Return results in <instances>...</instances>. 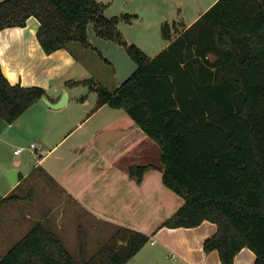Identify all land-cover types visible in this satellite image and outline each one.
I'll return each instance as SVG.
<instances>
[{
    "label": "trees",
    "instance_id": "trees-1",
    "mask_svg": "<svg viewBox=\"0 0 264 264\" xmlns=\"http://www.w3.org/2000/svg\"><path fill=\"white\" fill-rule=\"evenodd\" d=\"M101 0H1L0 29L24 26L30 16L41 22L38 38L47 53L71 41L97 50L89 25L105 39L125 46L140 64L122 86L110 90L90 78L71 80L98 92L95 108H124L162 148L164 183L185 203L160 227H193L205 220L217 231L204 242L218 250L222 264H235L249 247L255 264H264V0H217L189 27L164 21L169 45L155 56L130 43L119 29L138 14L106 16ZM47 91L12 84L0 59V115L15 122ZM151 164L130 173L138 181ZM20 198L0 194V203ZM123 246L75 258L55 230L39 222L0 256V264H125L152 237L121 226ZM104 251V252H103ZM107 252V253H106Z\"/></svg>",
    "mask_w": 264,
    "mask_h": 264
},
{
    "label": "crops",
    "instance_id": "crops-1",
    "mask_svg": "<svg viewBox=\"0 0 264 264\" xmlns=\"http://www.w3.org/2000/svg\"><path fill=\"white\" fill-rule=\"evenodd\" d=\"M199 1L198 13L183 22L185 29L217 0H206L205 5ZM40 25L32 15L24 26L0 29L2 70L12 84L44 87L52 103L67 94L60 107L41 98L13 123L0 115V149L12 140H33L29 150L35 164L25 173L20 171L17 185L35 173H44L95 222L151 234L125 264H222L218 250L204 249L205 240L218 229L215 222L160 227L185 203L163 181L160 144L124 108L108 104L95 108L98 92L89 85L67 83L92 78L114 90L119 86L115 66L79 41L47 53L38 38ZM137 164H151L141 181L130 173ZM255 260L256 253L246 246L236 255L235 264H255Z\"/></svg>",
    "mask_w": 264,
    "mask_h": 264
},
{
    "label": "rangeland",
    "instance_id": "rangeland-1",
    "mask_svg": "<svg viewBox=\"0 0 264 264\" xmlns=\"http://www.w3.org/2000/svg\"><path fill=\"white\" fill-rule=\"evenodd\" d=\"M203 0V4L205 5ZM107 4L105 14L108 17L125 12L138 14L132 22L123 21L119 29L130 42L141 47L149 56H155L167 47L161 31L164 21H190L199 11V0H104ZM185 23L179 24L177 36ZM175 36V37H176ZM32 139L12 140L0 149V194L16 193L20 198L0 203V256L5 255L29 230L39 222L56 230L62 237L70 253L81 259L80 241L84 237L85 258L123 246L120 227L95 222L79 206L61 191L58 183L49 175L35 173L19 186L13 187L9 178L10 169L23 173L32 169L35 158L29 150ZM24 147V151L15 156V148ZM40 175V176H39ZM12 187L11 190L8 189ZM41 210V211H40ZM29 216V217H27ZM43 220L40 218L46 217ZM58 221V222H57ZM62 225V227H61ZM64 227V228H63ZM103 251V252H104ZM107 253V252H106Z\"/></svg>",
    "mask_w": 264,
    "mask_h": 264
},
{
    "label": "water",
    "instance_id": "water-1",
    "mask_svg": "<svg viewBox=\"0 0 264 264\" xmlns=\"http://www.w3.org/2000/svg\"><path fill=\"white\" fill-rule=\"evenodd\" d=\"M88 33L94 46L105 56L109 63L115 66L119 86L128 82L139 70L140 64L128 53L125 46L98 35L92 24L89 25ZM42 99L53 107H60L66 102L67 94L65 93L62 99L56 103H52L46 95H43ZM9 178L13 185H17L20 179V171L15 168L10 169Z\"/></svg>",
    "mask_w": 264,
    "mask_h": 264
},
{
    "label": "built area",
    "instance_id": "built-area-1",
    "mask_svg": "<svg viewBox=\"0 0 264 264\" xmlns=\"http://www.w3.org/2000/svg\"><path fill=\"white\" fill-rule=\"evenodd\" d=\"M32 147H35V144H34V143L32 144ZM24 149H25L24 147H18V148L15 149V153H20V152H22Z\"/></svg>",
    "mask_w": 264,
    "mask_h": 264
}]
</instances>
